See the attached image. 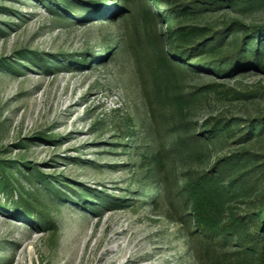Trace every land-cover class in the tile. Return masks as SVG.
I'll list each match as a JSON object with an SVG mask.
<instances>
[{"label":"rangeland","instance_id":"rangeland-1","mask_svg":"<svg viewBox=\"0 0 264 264\" xmlns=\"http://www.w3.org/2000/svg\"><path fill=\"white\" fill-rule=\"evenodd\" d=\"M162 1L74 0L90 9L82 17L81 7L0 0V164L16 179L13 201L23 197L54 226L41 230L0 209V264H202L180 209L146 173L159 150L149 98L168 77L159 59L166 50ZM234 19L261 24L264 8L189 23L218 30ZM181 81L187 91L220 86L196 121L218 114L244 130L264 116V75L197 73ZM230 91L257 95L239 101ZM160 127L161 136H174ZM241 148L230 141L220 151ZM245 148L264 157V136ZM177 164L181 182L188 167L204 169ZM5 199L0 194V204Z\"/></svg>","mask_w":264,"mask_h":264},{"label":"trees","instance_id":"trees-1","mask_svg":"<svg viewBox=\"0 0 264 264\" xmlns=\"http://www.w3.org/2000/svg\"><path fill=\"white\" fill-rule=\"evenodd\" d=\"M47 1L70 12L83 7L74 0ZM149 1L148 7L164 3ZM165 2L168 7L160 13L166 27L160 35L166 50L159 59L168 77L165 84L155 85L149 98L151 117L158 124L159 150L153 156L156 166L146 173L157 179L156 184H162L161 194L180 209L202 264H264V157L245 148L264 136V116L247 120L244 130L237 121L218 114L196 121L199 107H211L209 95L220 94L217 89L220 86L213 84L187 91L181 81L197 73L220 79H235L249 72L264 75V21L246 26L234 19L218 30L211 25L189 23L227 9L247 12L264 8V0ZM88 10L82 8L84 12L80 16H85ZM173 68L180 72L176 73ZM225 95L246 101L257 94L230 91ZM126 123L130 140L134 129L131 119L127 118ZM160 124L174 136H161ZM230 141L242 148L222 154L220 149ZM193 161L202 164L204 169L183 170L182 183L177 163ZM11 177L10 170L0 164V194L6 196L0 209L16 221L36 223L38 229L54 228L48 214L23 197L13 201L16 179Z\"/></svg>","mask_w":264,"mask_h":264}]
</instances>
